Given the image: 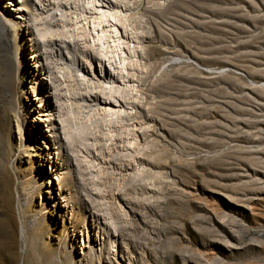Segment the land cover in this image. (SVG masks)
I'll use <instances>...</instances> for the list:
<instances>
[{
    "label": "rangeland",
    "instance_id": "1",
    "mask_svg": "<svg viewBox=\"0 0 264 264\" xmlns=\"http://www.w3.org/2000/svg\"><path fill=\"white\" fill-rule=\"evenodd\" d=\"M112 1L117 6L96 0L89 11V0H42L44 12L57 9L81 47L76 64H63L77 75L66 95L83 91L79 80L92 76L88 64L94 72L100 63L117 77L103 78L106 92L113 82L124 99L118 94L107 116L66 105L77 139L89 148L79 155L86 187L75 171L71 194L75 189L80 201L65 208L53 204L49 184L23 205L21 174L31 156L9 145L5 115L9 111L15 144L18 116L0 101V264H264V0ZM3 4L14 9L16 3L0 0V10ZM61 24L48 25L54 32ZM26 60L36 71L35 60ZM32 93L22 98L23 108L27 97L37 100ZM29 116L45 117L37 110ZM68 153L64 159L74 165ZM52 167L47 164L57 195L61 170ZM42 197L51 216L22 240L21 218L28 224L34 209L46 205ZM72 214L82 227H69L64 250L59 231Z\"/></svg>",
    "mask_w": 264,
    "mask_h": 264
},
{
    "label": "bare ground",
    "instance_id": "2",
    "mask_svg": "<svg viewBox=\"0 0 264 264\" xmlns=\"http://www.w3.org/2000/svg\"><path fill=\"white\" fill-rule=\"evenodd\" d=\"M94 1L96 0H89V3L92 4V8L88 7L89 11L96 8L97 5L94 3ZM108 1H110L111 6H117L112 0ZM12 2L16 3L14 4V9L3 4L0 10V65L3 64L4 60V66L1 67L5 68H1L2 71L0 70V101L4 102V104L8 106L9 109L14 110L15 115L18 116V128L20 129L21 133L16 144L14 141L15 138L12 134V125L9 111H7L5 115L6 120L3 129H5V132L8 134V142L10 146L16 149L17 152L30 153L31 156L27 167L24 169L25 172H22L21 174V186L22 189L25 190V194L22 193V198L24 201L23 205L25 206L27 204L29 205L33 203L35 195L40 193L42 188L45 186L47 187L49 184V188H47L49 189L48 191H50L49 197H54L53 204L60 201L61 205L65 208L70 202H73V200L80 201V198L76 199L75 197V189V194H71V178L73 177L72 174H75V171H77L79 175L80 185L82 187H86L84 182L81 180V175L83 174L79 155L82 151L80 148H89L87 142L77 139V130H73L74 124H72L70 114L68 113L70 111L65 110V107L67 104H78L82 108L90 111H97L104 114V116H107L109 115V112L107 113L105 108L109 107L110 105L116 106L118 103L116 104L114 102V98H116V101H119L117 95L120 94L121 96L122 93H120L119 86L113 85V82L111 84L109 83L110 87H108V92H106L107 86L102 85L104 82L103 78L107 77L109 82L111 79L115 82L117 77L115 80L114 74L105 67L103 70L102 64L99 63L100 69L98 70L100 73H98V76L95 75V73L98 71L97 68L94 67L93 72V66L88 64V68H90L92 76H88V78L84 76V80H82V78L79 80L80 84L83 85V91L78 90L75 92H69V94L66 95L67 92L65 93V91L68 89L66 88L64 90L65 86L69 84L71 78L76 79L75 76L77 75L73 73L71 69L67 71V67L63 64H76L77 57L79 55L78 53H80L81 47L72 39L77 38H73V35L70 34V36L67 35L68 30L64 28H67L68 23L60 20L59 17V19L56 17L57 9L50 11L51 8H47L46 12H48V14L44 12L46 5H44L45 2L43 3L42 0H9L10 5H12ZM60 3V5H62L63 1ZM68 3L69 2L63 5H66L65 8L69 10ZM70 12L74 13V11H69L68 13ZM60 13L62 16L63 13ZM94 13H96V11H94ZM50 21L54 23H50ZM58 21H61L63 28H60L54 32L50 31L49 25L58 24ZM101 28L103 33L104 25L101 24ZM25 34H27L28 37H26ZM43 40L45 41L42 45ZM102 42L103 44L105 43L104 41ZM109 46L111 45L109 44ZM27 47L31 51V54L28 57H30L32 60H35V67H37L35 69L36 71L33 70L31 65L29 66V62L26 60V58H28L26 51ZM11 48L12 54L11 57H9ZM83 50L87 54L88 58H95L94 52L87 48H83ZM9 59L12 62L14 59L16 62V76H14V78L8 74L9 70L6 67L7 63L5 61ZM77 66L81 67L82 71L85 70L86 72H89L87 71V65L83 67V64H79L77 62ZM37 71L45 75L44 77L47 79L48 83L43 84V82L40 80L41 77L38 76L39 73ZM29 75L32 77L33 81L31 82L33 84H29V80L27 79V76ZM12 80L14 81V87H12L13 83L11 84ZM11 87L14 89L12 90ZM7 89H11L9 90V93H7ZM28 91L34 92L32 95H35L37 100L30 101L29 99L31 98L27 97L28 105L23 108L22 98L25 97V94L28 95ZM105 94H109V99L104 97ZM122 98L124 99V97ZM14 101L16 102V107ZM119 103H121V100ZM35 110L39 112V115H45V117L41 118L37 116L36 118H31L29 113H32L33 111L35 112ZM23 113L25 115L23 124H28L25 125L26 127L23 124H20ZM112 113H116V110L114 109ZM24 128L29 130L25 131ZM61 133L64 140L61 138ZM32 135H34V142L36 143L31 144ZM39 135L45 140V144H42L41 141H39ZM81 135L82 134H80V136ZM80 144L83 146L81 147ZM51 146L52 148L56 149L55 152L51 150ZM66 150H70L72 152L71 154L68 153V155L73 157L75 161L74 165L70 163V158L64 159L63 151ZM52 153L55 155H52ZM59 158L60 161L58 162ZM55 162L56 164L53 167L56 169V171L59 169L61 170L59 175L55 177L56 180H58L57 195L56 192L53 193V182L51 183V181H49V171L47 170V164L49 167H52L51 165H53ZM91 193L93 192L88 189L89 197H91ZM44 197L46 198L47 196L44 195ZM45 198L42 197L41 199L43 200L42 202L46 203V205L37 208L38 210L34 209L33 213L30 214L28 224H26L25 221H23V218H21L22 240H25L26 232L30 228L35 227L37 224H45L50 218L49 216L51 215L49 212V204L47 205L49 201L47 199L45 200ZM62 212L64 213L65 209H62ZM77 216L78 214H72L70 217L72 220H70V222L68 221V223H66L67 220L65 217L62 218L59 235H61V239L64 240L61 242L64 250H67L66 240L69 235V227H74L73 229L82 227L80 217ZM92 216L103 229H107L106 221H102V217L99 213L93 212ZM50 230L51 229H46L45 231L46 233H49ZM58 251H61V249Z\"/></svg>",
    "mask_w": 264,
    "mask_h": 264
}]
</instances>
